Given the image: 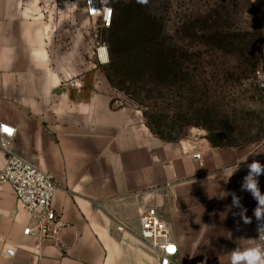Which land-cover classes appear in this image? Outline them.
Masks as SVG:
<instances>
[{"label":"crops","instance_id":"0c3cea01","mask_svg":"<svg viewBox=\"0 0 264 264\" xmlns=\"http://www.w3.org/2000/svg\"><path fill=\"white\" fill-rule=\"evenodd\" d=\"M252 2L264 12V0ZM52 19L34 0H0V121L16 129L11 150L56 180L62 223L56 242L24 236L29 215L0 185V264H159L140 235L148 207L171 231L175 264H229L228 250L255 242L256 201L240 184L246 157L264 163V141L220 147L160 138L136 109L114 105L89 46L81 54L74 38L67 44ZM69 79L80 87L69 88ZM4 160L0 148V167ZM260 185L264 192V176ZM222 190L242 198L250 224L234 215L231 196L219 199Z\"/></svg>","mask_w":264,"mask_h":264},{"label":"rangeland","instance_id":"374dc122","mask_svg":"<svg viewBox=\"0 0 264 264\" xmlns=\"http://www.w3.org/2000/svg\"><path fill=\"white\" fill-rule=\"evenodd\" d=\"M102 1L112 8L109 28L86 16L85 0H34L53 13L67 44L74 38L81 54L89 46L115 106L136 109L164 140L206 139L223 147L264 141L259 6L252 0ZM99 47L107 63L99 62Z\"/></svg>","mask_w":264,"mask_h":264},{"label":"built area","instance_id":"2783aa9c","mask_svg":"<svg viewBox=\"0 0 264 264\" xmlns=\"http://www.w3.org/2000/svg\"><path fill=\"white\" fill-rule=\"evenodd\" d=\"M85 13L90 19H98L104 28H109L112 24V8L104 5L102 0H85ZM97 56L101 64L108 61L102 47L97 49ZM66 85L69 88L80 87L75 79H69ZM5 127L11 129V132L5 131ZM15 130L10 123L0 121V148L5 152L4 163L0 167V185L11 186L18 206L29 215V221L24 226L22 234L33 237L38 242H56L62 231L61 216L53 204L57 188L56 180L35 163L25 160L11 150ZM192 156L196 160L201 159L199 151H194ZM139 223L140 235L159 257V264H175L177 244L167 223L157 210L154 207L142 209L139 213ZM261 225H264V221L255 219L252 223L255 238L258 236L257 229ZM170 248L174 250L169 251ZM6 254L14 256L13 249H7Z\"/></svg>","mask_w":264,"mask_h":264},{"label":"clouds","instance_id":"9594fccd","mask_svg":"<svg viewBox=\"0 0 264 264\" xmlns=\"http://www.w3.org/2000/svg\"><path fill=\"white\" fill-rule=\"evenodd\" d=\"M125 2H127V0H125ZM136 2L146 4L147 0H136ZM108 11L110 12L111 9ZM248 159L249 157L245 158L247 171L242 177L240 191L249 193L256 201L253 215L257 221H264V192L261 191L260 185V178L264 176V163L255 158H253L251 162H247ZM239 169L240 168H236L234 172H237ZM230 178L231 176L228 177L225 184L228 183ZM227 196H231L232 198L231 207L240 209V211L234 213V215H239L244 224H250L252 219L246 215L247 209L241 202L242 198L238 196L235 191L222 190L219 199H223ZM257 231L258 236L255 238V242L250 243V246L242 247L237 245L233 249L228 250L229 264H264V225L259 226ZM170 249L169 251H171ZM206 261L207 257H205V260L201 261V264H206Z\"/></svg>","mask_w":264,"mask_h":264},{"label":"snow or ice","instance_id":"6c2138e0","mask_svg":"<svg viewBox=\"0 0 264 264\" xmlns=\"http://www.w3.org/2000/svg\"><path fill=\"white\" fill-rule=\"evenodd\" d=\"M4 130L7 131V132H11V129H8V128H6V127H5ZM170 250L172 251V250H174V249H170Z\"/></svg>","mask_w":264,"mask_h":264},{"label":"trees","instance_id":"16d2710c","mask_svg":"<svg viewBox=\"0 0 264 264\" xmlns=\"http://www.w3.org/2000/svg\"><path fill=\"white\" fill-rule=\"evenodd\" d=\"M113 24H114V22H113ZM214 146H220V147H223V146H221V145H214Z\"/></svg>","mask_w":264,"mask_h":264},{"label":"bare ground","instance_id":"6f19581e","mask_svg":"<svg viewBox=\"0 0 264 264\" xmlns=\"http://www.w3.org/2000/svg\"><path fill=\"white\" fill-rule=\"evenodd\" d=\"M108 61H105V63H107Z\"/></svg>","mask_w":264,"mask_h":264}]
</instances>
